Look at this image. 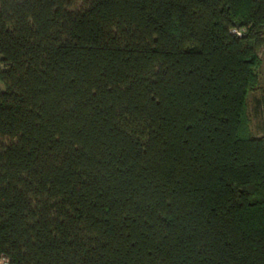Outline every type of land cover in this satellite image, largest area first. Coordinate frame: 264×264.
Segmentation results:
<instances>
[{
  "label": "trees",
  "instance_id": "16d2710c",
  "mask_svg": "<svg viewBox=\"0 0 264 264\" xmlns=\"http://www.w3.org/2000/svg\"><path fill=\"white\" fill-rule=\"evenodd\" d=\"M263 46L264 0H0V258L264 264Z\"/></svg>",
  "mask_w": 264,
  "mask_h": 264
},
{
  "label": "rangeland",
  "instance_id": "374dc122",
  "mask_svg": "<svg viewBox=\"0 0 264 264\" xmlns=\"http://www.w3.org/2000/svg\"><path fill=\"white\" fill-rule=\"evenodd\" d=\"M242 31L245 28L241 29ZM259 55L262 58V64L258 70L259 72V85L256 89L252 90L248 97V106H249V115L251 117V129L253 135L256 136L257 132L261 128V125L264 127V112L260 115L255 111L256 99L258 96H264V46L259 50ZM264 108V106H263ZM264 131V129H263ZM264 134V133H263ZM7 260L3 257L0 258V264H5Z\"/></svg>",
  "mask_w": 264,
  "mask_h": 264
},
{
  "label": "crops",
  "instance_id": "0c3cea01",
  "mask_svg": "<svg viewBox=\"0 0 264 264\" xmlns=\"http://www.w3.org/2000/svg\"><path fill=\"white\" fill-rule=\"evenodd\" d=\"M255 111L257 112L258 115L262 114L264 112V96H258L256 99V105H255ZM264 127L261 125V128L259 129V131L257 132L256 136H261L263 135L264 131H263Z\"/></svg>",
  "mask_w": 264,
  "mask_h": 264
},
{
  "label": "built area",
  "instance_id": "2783aa9c",
  "mask_svg": "<svg viewBox=\"0 0 264 264\" xmlns=\"http://www.w3.org/2000/svg\"><path fill=\"white\" fill-rule=\"evenodd\" d=\"M234 32H237V33L241 34V31L238 30V29H234Z\"/></svg>",
  "mask_w": 264,
  "mask_h": 264
}]
</instances>
